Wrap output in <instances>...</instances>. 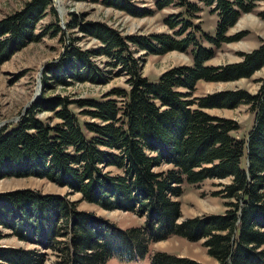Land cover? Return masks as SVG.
Listing matches in <instances>:
<instances>
[{"label": "trees", "instance_id": "obj_1", "mask_svg": "<svg viewBox=\"0 0 264 264\" xmlns=\"http://www.w3.org/2000/svg\"><path fill=\"white\" fill-rule=\"evenodd\" d=\"M92 1L136 16L152 12L130 0ZM202 1L217 14L213 34L193 21L202 9L194 0H154L157 9L181 6L163 18L169 28H177L171 33L125 34L106 22L82 20L71 12L67 25L77 26L99 43L82 48L75 43L77 37H71L62 56L45 70L44 85L106 83L124 73L125 84L113 85L99 97H40L17 122L0 129V177H46L79 192V199L105 209L130 210L145 219L121 227L93 210L79 208L78 199H70L68 192L43 193L28 187L0 191V238L8 234L3 231L7 228L18 239L38 244H0V264H105L114 254L143 257L152 241L172 234L203 238L214 264H264V76L253 92L236 87L194 95L200 79L249 77L264 65V41L240 51L238 61L208 63L222 42L247 33L243 29L227 34V30L258 0ZM49 13L52 20L43 31H36L39 20ZM259 14L264 18V10ZM58 21L52 0H26L1 17L0 62L43 34L60 37ZM203 37L210 45L203 44ZM191 45L192 64L174 65L156 79L143 74L135 54L185 51ZM98 55L107 57L105 64L93 59ZM242 103L253 113L243 137L232 134L240 127L235 118L207 110ZM43 110H51L59 120L39 117ZM206 178L228 179L215 191L226 198L224 210L178 220L184 184ZM41 248H49L54 258L48 261ZM150 261L207 264L164 250L152 251Z\"/></svg>", "mask_w": 264, "mask_h": 264}, {"label": "rangeland", "instance_id": "obj_2", "mask_svg": "<svg viewBox=\"0 0 264 264\" xmlns=\"http://www.w3.org/2000/svg\"><path fill=\"white\" fill-rule=\"evenodd\" d=\"M26 0H0V18L18 10ZM55 7L58 23L62 27L60 37L57 35L43 34L39 39L28 42L23 47L13 51L10 56L0 62V129L6 125L17 122L22 114L40 97L55 94L67 95L70 98L99 97L102 92L107 91L113 85H124L127 75L120 74L113 76L106 83H94L89 80L75 81L71 84L64 82L44 85V73L48 65L56 62L68 47L71 37H77L75 43L82 48H95L99 43L93 37L77 26L67 25L72 18L71 12L81 16L82 20L103 21L119 29L122 33L173 32L177 28H169L163 18L169 14L177 13L181 6L171 4L157 9L154 0H130L137 6L148 7L152 10L150 14L136 16L127 13L121 8L94 2L92 0H52ZM197 1L202 9L199 16L194 17L195 23H200L202 30L213 34L217 19L216 12H212L210 6L202 0ZM264 10V0H258L252 11L243 13L227 30V34H233L239 30L246 29L247 33L241 38L233 41H224L217 48L216 54L208 59V63L223 64L241 59L240 51H250L264 41V18L259 12ZM51 13L43 16L36 26V31H43V25L52 20ZM191 30V28H190ZM199 36V32H196ZM205 45H210L206 38H202ZM194 45L189 46L185 51L172 49L164 53H149L144 50H137L135 54L140 59L142 72L150 79H156L162 71L179 64H192ZM93 59L100 65L105 64L107 57L104 55L94 56ZM264 76V65L257 69L249 77H240L234 80H203L197 82L194 95H204L210 92L244 87L250 91H256L260 78ZM75 110H79L75 103L70 104ZM207 110L212 114L235 118L240 127L233 130L232 134L243 137L251 127L253 113L248 109L247 104H240L237 107H211ZM39 117L49 116L51 121H58L53 117L51 110H43L38 113ZM52 116V118H51ZM81 117H87L82 115ZM90 118V117H89ZM164 167V166H163ZM109 168V167H108ZM159 168V167H158ZM227 178H206L197 184H184V190L178 197L180 199V210L182 215L178 220L188 216L202 215L205 213L222 212L225 208L226 198L221 194H215L216 190L222 187ZM35 188L43 193H61L70 199H78V207L81 209L93 210L116 223L121 227L135 226L143 222L145 216H140L130 210L105 209L97 204L79 199L80 193L73 192L67 185H59L46 177L34 175L28 176H4L0 177V191L14 190L17 188ZM71 191V192H69ZM1 227V225H0ZM3 228V227H2ZM7 231L0 238V244L7 246L35 247L38 244L18 239L14 234ZM203 238L189 240L185 237L174 234L165 239L152 241L150 250L142 258L126 260L119 256L109 258L105 264H151V250H164L178 256H185L207 264H214L216 260L210 256L202 243ZM40 247V246H39ZM46 253L48 261L54 258L49 248H41Z\"/></svg>", "mask_w": 264, "mask_h": 264}]
</instances>
